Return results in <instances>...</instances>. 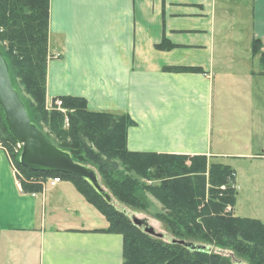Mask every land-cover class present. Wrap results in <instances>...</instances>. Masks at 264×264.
Wrapping results in <instances>:
<instances>
[{"label": "crops", "instance_id": "obj_1", "mask_svg": "<svg viewBox=\"0 0 264 264\" xmlns=\"http://www.w3.org/2000/svg\"><path fill=\"white\" fill-rule=\"evenodd\" d=\"M257 38L264 50V0H50L47 95L128 113L129 149L228 163L237 201L249 190L256 197L264 192ZM176 65L199 69L168 68ZM41 184L23 188L0 142V264H124L123 234L104 230L106 216L71 180Z\"/></svg>", "mask_w": 264, "mask_h": 264}, {"label": "trees", "instance_id": "obj_2", "mask_svg": "<svg viewBox=\"0 0 264 264\" xmlns=\"http://www.w3.org/2000/svg\"><path fill=\"white\" fill-rule=\"evenodd\" d=\"M50 0H0V41L8 47L10 70L15 68L21 81L42 106L46 98L49 54ZM2 49V48H1ZM253 50L264 68V50L257 38ZM3 51V50H2ZM173 70H198L196 66H169ZM12 75V74H11ZM68 109L69 126H62L64 115H51V128L76 161L90 164L105 177L111 200L87 179L61 171H43L21 163L13 151L19 141L0 104V142L7 149L24 189H38L49 176L71 180L87 200L106 216L104 230L124 237V264H251L264 263V221L236 215L233 206L238 191L236 170L228 163L208 161L204 154L134 151L127 146V131L135 120L128 113L92 110L81 95H60ZM30 113V112H29ZM59 113V115H56ZM31 119H33L30 113ZM37 123V122H36ZM38 124V123H37ZM41 128V127H40ZM70 138V140H67ZM129 171L151 182L141 183L137 176L125 174L117 181L106 176L119 160ZM138 186L147 187L167 208L163 215L172 238L152 234L137 225L126 207L146 204ZM182 240L203 244L193 248Z\"/></svg>", "mask_w": 264, "mask_h": 264}, {"label": "water", "instance_id": "obj_3", "mask_svg": "<svg viewBox=\"0 0 264 264\" xmlns=\"http://www.w3.org/2000/svg\"><path fill=\"white\" fill-rule=\"evenodd\" d=\"M0 104L11 130L22 143L20 161L25 166L43 171H61L87 179L107 200L111 194L102 185L97 169L86 163L76 161L71 151L58 146L34 122L27 105L15 87L10 65L0 47ZM133 221L147 232L153 226L147 217L132 215ZM161 234V233H157ZM193 248H203V244L182 240Z\"/></svg>", "mask_w": 264, "mask_h": 264}, {"label": "rangeland", "instance_id": "obj_4", "mask_svg": "<svg viewBox=\"0 0 264 264\" xmlns=\"http://www.w3.org/2000/svg\"><path fill=\"white\" fill-rule=\"evenodd\" d=\"M0 47L2 48L3 52L8 55V47L5 43V41H0ZM9 56V55H8ZM10 60V56H9ZM12 74V80L15 85V87L18 89L21 97L25 101L27 108L29 112L31 113L33 119L38 123V125L41 127V129L47 133L53 140L56 142H62L56 133L51 128V115L55 112H62L64 115L62 126L64 128H67L69 126V117L67 115L68 109L64 106L63 98L59 95H47V89H46V98L45 103L41 106L36 99L33 97V95L28 91V89L25 87V85L21 81V76L18 75L17 70L12 67L11 69ZM46 88H47V82H46ZM56 115H59V113H56ZM67 140H70V138H67ZM22 146L20 145V142L17 141L13 145V151L21 154ZM119 160V158H118ZM118 162V166H111V169L107 173L108 180H115L117 181L119 178L125 177V174L131 173L129 175H132L133 177L137 176L138 179H140V182L144 184V182H151L148 179H145L141 175H136L134 171H129L127 166L120 162ZM97 169V168H96ZM99 178L102 183V185L111 191L109 189V186L107 184V181L105 180V177L103 174L99 172ZM241 176H245L242 172L240 174ZM264 187V185L261 186V189ZM139 194L142 196L145 201V205L142 204L139 207H133L128 206L125 203H122L118 201V199L113 197V201L115 204H117L119 207H126L128 210L129 215H137L139 217H147L150 221V223L153 226L152 234L161 233L164 239L170 240L172 238L171 231L166 227V223L164 221L163 215L167 213V208L164 206V204L147 188V187H140L138 186ZM238 213L243 216H250V217H257L264 221V192L256 197H250V190L249 193L245 192L241 195V197L238 199ZM243 264H251L248 262V260L243 259ZM259 264H264L263 262H260Z\"/></svg>", "mask_w": 264, "mask_h": 264}, {"label": "built area", "instance_id": "obj_5", "mask_svg": "<svg viewBox=\"0 0 264 264\" xmlns=\"http://www.w3.org/2000/svg\"><path fill=\"white\" fill-rule=\"evenodd\" d=\"M20 142V141H19ZM20 145L22 146V143L20 142ZM63 178L60 175H54V176H49L44 183L50 184V185H55L56 183L62 181Z\"/></svg>", "mask_w": 264, "mask_h": 264}]
</instances>
